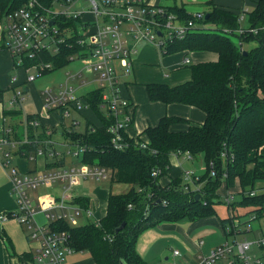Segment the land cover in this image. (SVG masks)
Wrapping results in <instances>:
<instances>
[{"label":"trees","instance_id":"trees-1","mask_svg":"<svg viewBox=\"0 0 264 264\" xmlns=\"http://www.w3.org/2000/svg\"><path fill=\"white\" fill-rule=\"evenodd\" d=\"M25 2L0 0V15L12 13ZM167 11L181 22L190 18L179 7H169ZM206 15L208 18L202 23L212 25V30L198 27L184 40L169 45L165 54L182 50L209 51L218 55L217 61L191 65L190 80L180 85L149 84L146 87L151 101L179 102L203 111L205 119L200 126L171 132L172 124L185 120L165 116L156 126L144 131L148 139L146 147H140L143 141L139 138L135 142L125 134L128 146L116 150L107 132L112 118L106 117L99 107L101 91L92 89L82 97L95 120L85 116L83 130L69 132L63 128L61 131L66 138L87 147L82 163L108 169L111 184L129 186L125 193L109 194L106 215L99 225L92 221L75 227L64 221L53 225L55 229L67 231L73 250L88 252L93 264H144L135 252L137 236L144 229L161 221L192 220L214 214L213 203L219 201L217 190L222 182L226 187H233L237 180L244 192L264 183V0L258 1L248 14V25L256 29V33L235 35L233 30L241 25L240 14L235 11L212 7L204 13ZM226 29L232 32L222 33ZM231 36L236 37L237 43L232 42ZM244 43H254V46L245 50ZM58 50L55 55L49 51L40 54L43 62L52 64L53 70L70 62L68 57L75 54L78 47L72 38L58 44ZM4 113L15 114V111ZM29 131L32 133V129ZM37 131L44 137L41 125ZM178 151L203 157L205 174L196 182L200 192L186 191L180 179L166 186L158 183L159 177L169 170L168 155ZM210 162H213L215 177L210 176ZM154 169L160 170L159 176L151 175ZM197 193L199 199H195ZM84 203L87 205L88 200ZM236 206L252 208L248 213L258 215L264 206V193L242 196L237 204L232 203L231 211H235ZM223 222L227 225L229 219ZM122 224L123 228L115 233Z\"/></svg>","mask_w":264,"mask_h":264},{"label":"built area","instance_id":"built-area-1","mask_svg":"<svg viewBox=\"0 0 264 264\" xmlns=\"http://www.w3.org/2000/svg\"><path fill=\"white\" fill-rule=\"evenodd\" d=\"M81 2H86L88 6L81 7ZM204 18V13L195 12L181 22L166 8L146 5L143 0H26L21 7L3 17L0 50L8 51L15 68L35 71V75L29 72L26 74L24 83L28 84L53 69L51 63L43 62L40 54L45 51L52 55L58 54V44H65L74 38L78 51L68 59H79L82 70L67 73L66 81L56 91L46 88L42 92L43 109L56 115L58 124L72 132L78 124L77 114L89 106L69 82L79 80L77 88L96 82V89L101 91L99 107L106 117L112 118L107 127L111 146L123 150L128 146L125 130L132 123L133 105L122 93L120 78L129 72L130 57L136 53L139 43L152 44L166 51L169 45L184 40L198 27L212 30L202 23ZM243 20L244 13L239 15L238 22ZM231 32L228 29L222 31L225 34ZM233 32L242 35L246 32L256 33L257 30L240 25ZM68 46L72 47L71 44ZM83 71L90 77L84 76ZM24 93L22 89L15 90L8 101V107L0 110V165L10 171L11 192L17 205L12 216L19 224L26 225L29 239L36 244L32 260L25 264H64L66 257L74 250L68 232L55 229L53 225L64 221L75 227L80 225L79 218L83 213L92 217L91 209L77 205L73 190L80 179H104L110 171L95 164H74L70 159L79 158L81 161L87 147L68 139L63 142L68 149L57 150L56 142L52 139L55 127L44 126L37 115L32 114V118L24 115L18 124L20 127L9 123V114L4 111L20 113V110L12 106L20 107ZM67 120L69 123L65 124ZM40 125L44 137L37 131ZM133 140L137 142L136 138ZM146 145V142H142L140 147ZM176 154L192 157L189 152L178 151ZM17 157L28 161L41 157L44 164L33 172L21 173L16 166H10ZM209 167L210 176L215 177L213 162L209 163ZM159 174V169L151 172L153 177ZM183 174L186 180L184 189L200 192V186L196 184L199 177L192 170H184ZM53 185H59L56 194L34 196L29 193L39 186ZM189 186H193L192 189ZM263 193L264 183L247 192L240 190L237 194L252 197ZM234 199L233 193L224 196L229 209ZM37 214L44 216V224L36 221ZM7 217V214H0V220ZM228 219L225 232L234 238L215 247L199 264H215L221 258H227L229 264H264V233L254 241L235 238L240 232V226L245 232L251 231V222L256 216L251 214L241 221L230 209ZM252 246L261 252L248 254ZM174 254L178 252L174 251Z\"/></svg>","mask_w":264,"mask_h":264},{"label":"crops","instance_id":"crops-1","mask_svg":"<svg viewBox=\"0 0 264 264\" xmlns=\"http://www.w3.org/2000/svg\"><path fill=\"white\" fill-rule=\"evenodd\" d=\"M258 1L260 0H143L144 4L150 6H161L166 9L169 7H179L182 8L188 15L195 12L207 13L212 9V7H219L235 11L240 15L244 13V20L240 24L245 28L249 26L248 14L254 10ZM2 25L3 17L0 15V40L3 36ZM204 25L208 29L213 28L210 24ZM153 46L154 45H150L148 43H139L136 53L130 57L128 74L120 78L122 93L133 105L132 123L125 130V134L130 138H139L146 143L148 142V139L144 131L148 127L156 126L162 117H179L185 120V122L172 124L169 127L171 132H182L186 131L190 126H200L205 119V114L203 111L194 106L179 102L163 103L161 101H151L147 95V85L163 84L170 87L180 85L190 80L191 65L201 62H214L218 59V55L214 52H189L187 50H182L165 54V51H161L156 46ZM140 47L142 50L138 51ZM185 60H188V62L185 63ZM10 61L12 62V59L8 51L5 49L0 50V67L3 63L5 68L7 66L9 67ZM70 62H68L63 67H66ZM117 68L120 70L119 66H117ZM17 69L22 71L25 76L28 72L30 73V70L26 71L23 68ZM52 70L53 69L50 71ZM67 73L70 72H66V78ZM18 79L19 75L16 74L10 78V89H12L10 97L12 96L13 92L17 90V87L13 88V85L18 82ZM26 84L27 83L24 82L22 83V89L25 92ZM62 84L63 83L60 85ZM60 85L57 89H59ZM93 89H96V87ZM87 92L77 94L84 96ZM4 109L5 108H3V110ZM21 115L24 117V115L29 114L21 113ZM34 115H37L40 118L41 123L44 126L46 125L55 127L56 131L58 126L63 129V127L58 124L59 120L56 115L47 113L43 109V102L38 105L37 113H34ZM52 115L55 117L53 123L51 122ZM85 116L95 120L94 115L89 111L88 107L86 110L82 111V114H77L76 121L78 124L75 125V127L77 126V130L80 126L81 130L84 129V120L86 119ZM12 117H14V114L7 115L9 123L17 125L22 121L23 118L19 117L14 122H11ZM75 127L73 128L74 130ZM62 129L57 132L60 134L61 140L55 141L56 148L59 146H65L63 145V142H66L68 139L70 140V138L63 136L61 132ZM54 134L55 133L52 134L53 140ZM77 159L79 160V158ZM168 159L169 170L167 173L159 177L158 183L161 186H166L172 180L180 179L185 188L186 180L183 176V172L184 170H192L193 172L196 171L192 164L194 157L187 158L184 154L178 155L176 153H170L168 155ZM22 161H25V164H22ZM79 162L82 163L80 160ZM31 163L34 167H31ZM42 163L44 164V160L41 157H36L32 161H28L26 158L17 157L12 160L10 166H16L21 171V173H24L33 172L39 168H42ZM196 173L194 172V174L199 178L205 174V172L203 174L198 172ZM110 177L111 173L109 172L108 176L104 178V180L109 179L111 184ZM236 183L237 189H239L237 192L231 191L234 186L226 187L223 186L224 182L221 183V186L217 192L219 193L218 197H221L223 203H225L224 196L228 193H233L235 197H238L239 199L241 198V196L237 194L241 190L237 180H235L234 185H236ZM78 185L77 192L75 188L73 190L77 205H80L85 209L89 208L93 212L92 217L83 213V215H81L79 218L80 225L86 224L88 221H92L96 225H99L101 220L106 215L108 196L111 192H109V194H104V191H101L97 196L95 195L94 197H91L86 190H84L86 192H79L80 186ZM262 185V183H258L256 187H260ZM58 187L59 185L44 187L49 191L44 192L42 195L46 193L56 194L59 191ZM192 187L190 188L192 189ZM222 188H224V190H221ZM128 190L129 186L125 192ZM29 193H32L34 196L41 195L35 190L30 191ZM14 199L15 196H13V193L11 192V177L9 168H4L0 165V214L8 215L7 219L0 220V264H24L22 263L24 260H32V255L36 245L29 239L26 225L19 224L14 219V216H12V213L15 212L17 206ZM86 200H88L87 205L84 203ZM238 207L239 206H236L235 211L233 209V212L241 219H247L251 214L256 216V219L254 220V222L256 221V228L252 227L251 225L252 228L249 233H253L255 229L256 232H258V235L263 234L264 206L261 210V213L258 215L256 212L248 213V211H250L252 208L247 207H244V211L239 213L236 210ZM213 210L214 214L202 216L192 220L181 219L175 221H161L157 222L155 225L147 227L137 236L135 252L142 259L144 264H199L201 259L207 257L215 247L224 242H229V236L225 232V226L227 222H223V220L228 219L230 209L228 208L227 216L225 218L219 216L214 207ZM35 219L40 224H44L45 222V218L42 214H37ZM174 251H177L178 254L175 255ZM82 252L86 251H73L70 255H68L66 259H69V264H93V260L88 252L89 258L81 260L73 259L70 263V258L73 256V254ZM215 264H229V262L227 258H221Z\"/></svg>","mask_w":264,"mask_h":264},{"label":"rangeland","instance_id":"rangeland-1","mask_svg":"<svg viewBox=\"0 0 264 264\" xmlns=\"http://www.w3.org/2000/svg\"><path fill=\"white\" fill-rule=\"evenodd\" d=\"M87 6H88V4L86 2H81V7H87ZM230 38H231L232 42L237 43L236 37L231 36ZM253 46H254V43H244L243 49L246 50V49H249ZM141 50H142V48L140 47L138 49V51H141ZM184 68H187V67H184ZM79 70H82V62L79 59L75 58L66 67H62L60 69L47 72V73L43 74L42 76L36 78L34 81L26 84L25 85L26 86V92L24 93V100L22 101L20 107L19 106H12V108L18 109L21 112L17 113L15 111L14 117L11 118V122H14L19 117L20 118L23 117L21 115V113H27V114L37 113L38 105H40V103L43 102L42 92L46 88H52L53 90H56L61 83H64L65 78H66V72L76 73ZM30 73L35 75L34 70H30ZM15 74L19 75V79H18V82L15 85H13V88L17 87V89H22V86H23L22 83L25 80L24 73L22 71H19L17 68H15L11 61H10L9 67L7 66L5 68L4 63L1 65V67H0V91H1V94H0V110L8 107V99L11 95V90H12V89H10V87H11L10 78L13 77ZM84 76L90 77L85 72H84ZM78 84H79V80L69 82V85L74 86L76 88V93H79V94L85 93L88 90H91L97 86L96 82H92L88 85L82 86V87L77 89ZM51 117H52L51 122L53 123V120H55V117L53 115ZM22 120H23V118H22ZM68 123H69L68 120L65 121V124H68ZM61 129L62 128L60 126H58L57 131L55 132V134L53 136L54 141H60L61 140L60 134L57 133ZM78 130H81V126L78 127ZM75 131H77V126L75 127ZM67 149H68L67 146L57 147V150H59V151H66ZM70 160H72V162L74 164L79 163V160L77 158H73ZM22 164H25V161H22ZM192 164H193L194 169L196 170V171H194L195 173L198 172L200 174H203L205 172V167H204L205 164H204L202 156H200V155L195 156L194 160L192 161ZM30 165H31V167H34V166H32V163ZM186 166H190V165H186ZM78 186H80L79 192H81V191L86 192L87 191V193L91 197H94L95 195L97 196L101 191H104L103 192L104 194H109V192H111L112 194L123 193L128 188V186L125 184L114 183L111 185L109 179H106V180L101 179L99 181H92L90 179H86V180L80 179ZM223 186H225V185L223 184ZM75 189L77 192V186L75 187ZM84 190H86V191H84ZM93 190H94V192H93ZM221 190H224V188H222ZM238 190L239 189H237V183H236V185H234V188H232L231 191L237 192ZM35 191L38 194L40 193L42 195L44 192H48L49 190L44 188V186H39V187H37V189ZM222 193H224V192H222ZM217 194L219 195L218 192H217ZM13 196H14V194H13ZM217 200H219V201H217L216 203H213V207L215 208V211L218 213L219 216L225 218L227 216L228 207L226 206L225 203H223L221 197H218ZM14 201H15V199H14ZM234 202L237 204L239 202V198L235 197ZM244 209L245 208L243 206H239L238 208H236V210L239 213H242L244 211ZM244 219L240 218L241 221H243ZM255 223H256V221L251 222V225L254 228H256ZM239 231L240 232L235 237L238 240H242L244 238H247L249 241H254V240L258 239L259 235L255 229H254L253 233H249V232H245L242 229V227L240 226ZM228 236H229V239H228L229 241H231L234 238L232 235H228ZM260 252H261V250L257 249L255 246H252L250 251L248 252V254L253 255V254H258ZM87 258H89V254L87 252L75 253L70 258V263L73 259H77V260L80 259L81 260V259H87ZM64 264H69V259H66Z\"/></svg>","mask_w":264,"mask_h":264},{"label":"water","instance_id":"water-1","mask_svg":"<svg viewBox=\"0 0 264 264\" xmlns=\"http://www.w3.org/2000/svg\"><path fill=\"white\" fill-rule=\"evenodd\" d=\"M205 18H208V15L205 16ZM200 198V194H196L195 199H199ZM124 224H122L121 226L117 227L115 229V233L118 232L119 230H121L123 228Z\"/></svg>","mask_w":264,"mask_h":264}]
</instances>
